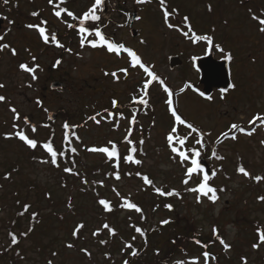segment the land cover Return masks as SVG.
Returning <instances> with one entry per match:
<instances>
[{
    "label": "rangeland",
    "instance_id": "obj_1",
    "mask_svg": "<svg viewBox=\"0 0 264 264\" xmlns=\"http://www.w3.org/2000/svg\"><path fill=\"white\" fill-rule=\"evenodd\" d=\"M110 1L102 7L104 34L136 50L145 65L164 80V85L178 93L174 105L182 118L207 131L213 144L221 133L234 132L230 129L232 123L255 131L251 136L239 132L235 134L236 139L226 138L218 145L216 153L223 159L211 154L208 161L216 173L209 184L217 189L219 197L215 203L208 197H200L197 203L198 193L187 189L195 187L202 174H194L187 185L183 183L186 166L171 152L166 141L175 121L165 104L167 94L162 85L154 82L148 89V104L144 105L138 123L134 124L135 131L129 137L137 149L134 156L142 164H126L134 173L145 171L153 183L145 184L140 178L126 176L116 181L88 173L91 186L95 179L103 181L98 191L112 205L122 203L121 197H124L142 210L112 207L110 213L105 212L78 175L72 177L64 172L65 165L59 162V168L40 162L49 158L42 147L30 149L15 137L6 136L23 130L42 145L53 133L60 147L63 124L77 123L80 141L73 140L72 146L83 164L75 167L74 172L79 173L85 165L100 166L105 154L89 149L103 147L109 141L117 144L128 136L132 111L125 108L132 97L142 94V85L148 77L139 67H130L126 56L88 45L81 48L76 32L68 35L65 30L73 18L66 13L61 18L53 14L59 8L57 5H61L78 16L91 0H64V3L53 0L51 5L48 0H9L6 5L0 0V16L12 20L5 41L17 52L13 56L10 49L0 51V84L5 85L0 88V96L5 97L0 101V264H48L49 260L52 264H91V261L100 264L107 252L115 254V264H123L124 260L130 261L136 256L124 248L125 243H131L139 256L129 264H176L178 260L191 264L193 258H198V264H205L202 255L205 251L210 254L208 264H245V261L256 264L257 260L258 264H264V243L258 249L252 247L258 242L257 229L264 231V201L257 199L260 194L264 196V180L258 182L257 189L252 185L253 179L237 172V167L242 165L252 176H264V144L261 143L264 125L259 121L248 123L257 113L264 116V33L259 31V20L264 19V0H165L169 10H177L170 17L171 23L186 31L183 17L188 16L197 34L212 35L215 43L231 51L229 74L235 88L225 93L223 99L220 92H213L212 100L199 97L191 88L180 91L185 82L198 85L199 74L191 58L204 54L206 42L192 44L182 31L169 29L164 24L160 0L144 4H137L135 0ZM33 12L37 15L33 16ZM133 12L141 17L139 21H129ZM253 15L258 19H253ZM40 17L64 40L68 39L64 44L71 51L44 47L39 42L38 30L27 25L40 24ZM3 23L5 27L7 20ZM133 31L137 32L135 36ZM212 51L216 58H221V53ZM174 55L180 58L181 64L170 68L169 56ZM32 57H36L35 61ZM58 59L61 63L53 67ZM19 61H26L29 67L39 65L35 81L31 74L18 68ZM125 67L129 69L128 75L118 71ZM113 71L117 72L118 80L105 75ZM52 82L62 83V89H51ZM113 99L120 103L121 111L112 109ZM12 108L20 114V119L14 120ZM49 112L56 114L53 121L47 117ZM109 112L113 114L111 117ZM118 112L123 117H117ZM97 113H100L99 124L89 119ZM24 117L30 119L36 132L25 124ZM85 118L88 120L84 124ZM13 124L17 127L13 128ZM175 126L178 136H189L184 148L195 146V134L190 135L185 125ZM140 140L144 143L140 144ZM118 146L120 157L129 154L128 142ZM124 167L119 162L120 175ZM108 168L113 170L110 164L102 166L104 171ZM6 173L11 174L9 179H5ZM157 187L164 192L175 190L178 194L160 195L155 191ZM24 204L30 208L21 216ZM33 212L38 214L35 218ZM163 220L169 223L162 224ZM77 223L85 227L75 240L72 232ZM104 223L115 229V236L101 228ZM137 227L143 235L136 232ZM213 227L218 230V237L231 246L227 251L220 239L213 236ZM29 228L32 231L27 237L19 235ZM97 228L101 231L93 236L91 231ZM10 231L18 235V245H11ZM100 240L107 243L102 245ZM65 243L74 247L68 248ZM10 245L9 255L4 257L3 252ZM82 248L91 257L81 252Z\"/></svg>",
    "mask_w": 264,
    "mask_h": 264
},
{
    "label": "snow or ice",
    "instance_id": "obj_2",
    "mask_svg": "<svg viewBox=\"0 0 264 264\" xmlns=\"http://www.w3.org/2000/svg\"><path fill=\"white\" fill-rule=\"evenodd\" d=\"M8 2H9V0H3V3L5 5L8 4ZM135 2L137 4H144V3L150 2V0H135ZM48 3L50 5L53 4V0H48ZM60 3H64V0H60ZM102 4H103V0H93V3L89 7V9L87 11L83 12L82 15L79 17L75 16L74 13L69 11L68 9H66L64 7H59L58 5H57V7H59V10H55L53 14L57 18H61L62 14L66 13L69 17H72L74 20L79 21L78 32L80 34V47L81 48L85 47V45H88L92 48H97V47L103 46L106 48L107 52H109L111 54L120 55V54L126 53L127 56L130 58V61H129L130 67H132V68L139 67L140 69L143 70V72L146 74L147 77H150V79L145 80L144 84L142 85V94L139 97L134 96L131 98L133 102L140 103L143 105H147L148 100L146 99V97L149 94L148 93L149 85L153 81H157L161 85H164V80L161 79L150 67L145 65V63L142 61V58L138 55V53L133 48L126 46L123 42H116L115 40L107 37L99 27H95L94 25H87L86 24V22H88V21H99L101 19V16L98 15L97 13H98V11L101 10ZM160 6H161V9L163 12L164 24L169 29H176V30L182 31V35L184 37H186L187 39H189V41L192 44H198L201 41L206 42V44L208 46L206 51H211V50L215 49L216 51L221 53V58L223 60H225L227 62L232 61L233 56L231 54V51H225V49L221 46V44L215 43L214 37L212 35H209V34L199 35V34H197L193 30L188 16L183 17V24L185 25L187 30L186 31L181 30L178 28V26L176 24H173L170 22V17L177 10L175 8L169 10L167 5H166L165 0H160ZM208 8H209V11H211V5H209ZM32 15L36 16L37 13L33 12ZM140 19H141L140 16H135V20L139 21ZM253 19H258V17L253 15ZM9 22L11 23V21H9ZM46 23H47V21H41L40 25L29 24V25H27V27L37 29L42 41L45 44H48L51 42V43H54L57 47L63 48L64 45L59 42V40L57 39L56 33L53 32L51 34H48L47 29L45 27L41 26V25H45ZM259 23L261 25V27L259 28V31L264 33V19L259 20ZM73 26H74L73 24L67 25V27H69V28H72ZM88 36H93V37H95V39L89 40ZM3 39H4V37L0 36V41H2ZM5 49H10L13 56L17 55L15 48H11V46L7 43H0V51H3ZM68 51H71V49H68ZM35 59H36V57H32L33 61H35ZM191 59L193 62V67H195L196 61L199 58L197 56H193ZM60 63H61V61L59 59L56 60L53 67L58 66ZM19 68L21 70L31 74V78L33 81H35L37 79V76L35 73H36V70L39 68L38 64L35 65L34 67H29L26 63H20ZM198 70L199 69H197V71ZM118 71L123 73L124 75H128L129 69L127 67H125V68H120ZM105 75H111L113 78H115L117 80L119 79L116 71H113L111 73L105 72ZM3 87H5V85L0 84V88H3ZM188 88H191L194 91L198 92L200 96L205 97L207 100L213 99V97L211 95L206 96L204 92L199 91V89L195 88L194 85L190 82H185L184 87H182L180 89V91L183 92L185 89H188ZM234 88H235V84L229 83L227 88L220 89L221 99L224 98V94L227 93L229 91V89H234ZM163 91L167 94V99L165 100V104L168 106V110L171 113V116L174 118V121H175L174 125L171 127L170 131L166 135V141L168 143V146H169L171 152L175 153L179 157L180 163L184 164L186 166V170L184 173L186 178L183 180V183L185 185H187L189 183V180L191 179V177L194 174L200 175L202 173L203 174L202 179H200L199 183L195 187L188 188L187 191L193 192V193H198V195L196 196L197 203L200 202L201 195L207 196L210 201L215 202L218 199V196L216 194L217 189L210 186L209 180L211 179V177H214L216 175V173L212 172L211 177H210L209 174L204 171V169L200 163L201 152H200L199 148H197V147L184 148L185 144L188 142L189 136H184V137L178 136L177 135V127L175 125H185L188 129H190V135L195 134V137H194L195 138V144L200 146V147L204 146L203 145V137L205 135H209V134L202 132L200 129L195 127L192 123L187 122L184 118H182V116L180 114H178V111L173 107V99H172L173 92L170 90L169 87L164 86ZM4 100H5V97L0 96V101H4ZM37 103L39 104L40 101L37 100ZM111 105H112V108H114V109L117 108L118 107V101L116 99H113L111 101ZM11 111L14 113V120L20 119V114L17 112V110L15 108H12ZM99 115H100V113H97L96 115L90 116L89 119L94 121L95 123L99 124L101 122L99 119H97V117ZM112 115L113 114L111 112L108 113L109 117H111ZM120 115H121V117H123V113H121ZM257 121H259L262 125H264V116L257 113V114L252 116V118L248 121V123L251 125V124H255ZM25 123H28V120L26 118H25ZM130 123H135V116H133ZM16 127H17L16 124H13V128H16ZM63 127L65 129H68L69 127H75V126H70L69 124L65 123L63 125ZM230 129L238 130L239 132H245L246 131L245 128L241 127L240 125H238L236 123H232L230 125ZM254 131H255V128H252L251 131H247V135L251 136ZM32 132L33 133L36 132L35 127H32ZM130 134H131V129H129V135ZM11 135H13V134H11V133L7 134L6 138L11 136ZM14 135L16 137H18L19 140L24 142L28 148L36 149L38 146H40L47 152L49 158L46 160H41L40 161L41 163H45V164L50 163L51 165H53L57 168L60 166L58 163V159L60 157H63L65 155V153L56 151L54 149L51 141H48V142L43 143L42 145H39V143L36 139H30L25 134V132L23 130L15 132ZM221 135L227 136L228 133H221ZM65 139H67V136L65 137ZM125 139L128 140V136H126ZM232 139H236V136L233 135ZM128 142H129V144L132 143L131 140H128ZM139 143L143 144L144 141L140 140ZM261 143L264 144V141H261ZM108 145L110 147L109 146H104V147H99V148L93 147V148L89 149V151L104 153L107 155V157L110 160L115 158L116 164L114 165V167L118 168L119 167V159H120L118 147L112 141H109ZM70 150L73 153L76 152L75 147H71ZM136 151H137V149L135 147H131L129 149V154L124 157L125 162H131V163H134L137 165L142 164V161L139 159H136L134 156ZM212 155L216 159H223V157L217 155L215 150H213ZM73 164H74V162H73ZM63 171L66 173H72L74 175H79L78 172H74L73 168L65 167L63 169ZM237 172L241 173V174H243V176L248 177L250 179H253L257 182L264 180V176H261V175L252 176L245 169V167H243L242 165L237 167ZM10 175H11L10 173H6L5 179H9ZM136 175L141 176L142 174L140 172H137ZM115 179H117V180L120 179L119 172L115 173ZM142 179H143L145 184L151 185L153 183L148 178L147 175H143ZM82 183L87 184L88 181L83 180ZM95 183H99L101 186H103V181H99V182H95ZM223 190L224 189H220V191H223ZM113 191L116 193L117 196H120V193L115 188H113ZM155 191L160 195H167V196H172V195L178 194L175 192V190L164 192L159 187H157L155 189ZM209 194H211V195H209ZM97 195H99V194L97 193ZM121 199L123 200L121 207L128 208V209H135V211H137V212L142 211L135 203L129 202V200L127 198L121 197ZM257 199L260 201H264V196H260ZM17 203H19V201ZM97 203L100 206H102L103 210L107 213H110L113 210L110 202L105 198H99L97 200ZM68 207L69 208L72 207L70 201H69ZM165 207L171 209L172 205H165ZM29 208H30L29 204H24L23 205V212H20L19 215L22 216L25 213H27L29 211ZM37 215L38 214L35 212L32 213L33 218H35ZM161 223L167 224V223H169V221L163 220V221H161ZM84 227H85V225L83 223H77L75 225L73 232H72V236L76 237L78 235V233ZM101 228L106 229L109 232V234L112 236L116 235L115 229L111 228L108 223H104L101 226ZM101 228H97L96 231H94L92 233V235L97 236L100 233ZM135 230H136V232L143 235V231L141 228L137 227ZM31 231H32V229L29 228L28 232H22L19 235L22 237H27L29 232H31ZM217 231L218 230L215 227H213V229H212L213 234H216ZM8 235L11 237V244L12 245H16L19 243V239H18L17 234L9 232ZM257 235H258V242L254 243L252 245L253 249H258L260 244L264 243V231H262L258 228L257 229ZM132 239L135 240V237H133ZM99 242L102 245L107 243V241H105V240H100ZM195 242L197 244L200 243L199 240H196ZM220 243H221V245H223V247L226 251L231 247L223 239H220ZM66 247L73 248L74 245L69 243L66 245ZM124 248L130 249L132 256L137 255V250L133 248V245L131 243H125ZM80 251L83 252L86 256L91 257V253L87 249L82 248V249H80ZM17 255H19V252L17 253ZM53 255H56V253H53ZM202 255H203L205 264H208L210 254L207 251H205V252H203ZM105 256L107 258L108 253H105ZM213 259H214V257H213ZM242 259H244V258H242ZM48 264H52V261L49 260ZM123 264H129V261L124 260ZM176 264H184V261L178 260V261H176ZM191 264H198V258H193L191 261ZM245 264H246V261H245Z\"/></svg>",
    "mask_w": 264,
    "mask_h": 264
},
{
    "label": "trees",
    "instance_id": "obj_3",
    "mask_svg": "<svg viewBox=\"0 0 264 264\" xmlns=\"http://www.w3.org/2000/svg\"><path fill=\"white\" fill-rule=\"evenodd\" d=\"M110 0H103V4L101 5V8L102 7H104V6H106L107 4H110ZM93 3V0H91V2H90V4L87 6V8L85 9V10H83L77 17H79V16H81L82 15V13L83 12H85V11H87L88 9H89V7L91 6V4ZM59 7H62L61 5L59 6ZM112 8L115 10V8L112 6ZM57 10H59V8H57ZM55 11V10H54ZM98 15H100V11H98V13H97ZM40 18H42V17H40ZM42 21V20H41ZM44 21H47V20H44ZM69 24H73L74 26L72 27V28H69V27H66V29L65 30H67L68 32H67V34L68 35H70L71 33L70 32H72V31H75L76 32V34H77V36H78V38H80V34H79V32H78V28H79V21L78 20H72ZM86 24L87 25H94L95 27H99L101 30H102V32L103 33H105L104 32V30L102 29V27L104 26V24H103V18L101 17V19L99 20V21H88V22H86ZM45 28L47 29V32H48V34H51V33H56V35H57V39L59 40V42L61 43V44H63L64 45V47H63V49L64 50H66V51H68V49H70V47H69V45L67 44V43H65L64 44V42H67L68 41V39L67 40H64L63 38H62V36L60 35V33L58 32V31H56V30H53V29H51L49 26H48V21H47V23L45 24ZM40 36V35H39ZM88 38H89V40H91L92 39V36H88ZM73 39V38H72ZM39 42L44 46V47H49V46H52V47H57L54 43H48V44H45L43 41H42V39H41V37L39 38ZM92 48V47H91ZM98 48V47H97ZM100 48H102V49H104L105 47H103V46H101ZM121 55V54H120ZM120 55H117V56H120ZM130 61V60H129ZM20 63H26V64H28L26 61H20L19 62V64ZM29 65V64H28ZM159 83V82H158ZM163 86V88H164V86H166V85H162ZM196 88L197 89H201V87H200V85H197L196 86ZM178 93L176 92V94L175 93H173V99L175 98V95H177ZM146 99H147V97H146ZM148 100V99H147ZM120 105V103H118V107H117V109L119 110V111H121L122 110V108L119 106ZM112 106V105H111ZM143 108H144V105L143 104H140V103H136V102H133L132 100H131V102H130V104H127V106H126V108L125 109H127V110H130V111H132V115H131V117H130V121L132 120V118H133V116H135V123H130V129H131V132L132 131H135V129L133 128L134 127V124H137L138 123V117H139V114H140V112L143 110ZM112 109H114V108H112ZM120 114H121V112H118L117 113V117H119L120 116ZM87 120L88 119H86L85 118V120H83V122H84V124L87 122ZM66 123V122H65ZM64 123V124H65ZM63 124V125H64ZM70 126H75V127H69L68 129H65L64 127H63V131H64V133H63V139H62V144H61V146L60 147H58V145H57V143L54 141V138H53V136H52V134L53 133H50L49 135V137L46 139V140H44L45 142H48V141H51L52 142V144H53V147H54V149L56 150V151H58V152H64L65 153V155L63 156V157H60L59 159H58V162L60 163V165L61 166H64L63 167V169L65 168V167H69V168H73V170L75 169V167H79L78 165H80L81 164V166H82V164L83 163H81V159L80 158H78V153H77V151L75 152V153H73V152H71V147H73L72 146V142H73V140H75V141H80L79 139H78V135H77V131L76 130H78V124L76 123V125H74V124H69ZM34 127V126H33ZM81 127H83V125H81ZM131 135V134H130ZM130 135L128 134V140H129V137H130ZM67 136V139H65V137ZM10 137H15L17 140H19V138L18 137H16V136H14V135H11ZM32 139H34V138H32ZM36 139V138H35ZM128 140H126L125 138L123 139V140H121V141H119L116 145H117V147H118V151H119V146L118 145H120L121 143H123V142H128ZM20 142H22L21 140H19ZM44 142V143H45ZM22 143H24V142H22ZM129 143V142H128ZM41 144V143H40ZM43 144V143H42ZM105 146H109L108 144L107 145H105ZM104 147V146H103ZM110 147V146H109ZM131 147H134V144L133 143H131L130 144V148ZM129 148V149H130ZM187 148V147H186ZM214 147H211V150L213 149ZM44 150V149H43ZM45 151V150H44ZM46 152V151H45ZM47 153V152H46ZM104 154V153H103ZM128 155V154H127ZM127 155H125V156H127ZM125 156H123V157H120V159H119V162L121 163H123L124 165H125V167H124V169H123V171H122V174L120 175V179L122 178V177H124V176H126V177H136V178H140V179H142V176L143 175H147V173L144 171V172H140V173H142V175L141 176H137L136 175V173L137 172H133V169H132V167L130 168L128 165H130L131 164V162H125V160H124V157ZM80 157V156H79ZM111 161H113V164L111 165ZM73 162H74V164H73ZM63 164V165H62ZM107 164H110V166H111V168L113 169V170H111V169H107L106 171H104V170H102V166L103 165H107ZM116 164V159L115 158H113V159H109L108 157H107V155L105 154V157H104V160H103V163H102V165H100V166H87V165H85V166H83L82 168H81V171L79 172V175L77 176V178L79 177V179H80V181H81V183H82V181L83 180H87L88 178H87V174L88 173H96L97 174V177H100L101 175L102 176H104L106 179H110V177H112V178H114L115 179V173L116 172H118V168H116V167H114V165ZM126 164H128L127 166H126ZM90 168V170H89V168ZM59 168V167H58ZM86 171V172H85ZM67 174H70L72 177H74L75 175L74 174H72V173H67ZM116 181H117V179H115ZM143 180V179H142ZM95 182H99L98 181V179H95V180H93L92 181V183H93V185L91 186L90 185V183H87V184H84V183H82L89 191H92L93 192V195H94V198H95V202H97V200L99 199V198H104L103 197V195L98 191V186H99V183H95ZM258 182L257 181H253V183H252V185H254V187H257V189H258V187H259V183L257 184ZM97 193L99 194V195H97ZM217 194V196H219V194H218V192L216 193ZM260 196H263L262 194H260L259 195V197ZM110 202V201H109ZM130 202V201H129ZM123 203V202H122ZM122 203H120V204H116V205H112V203L110 202V204H111V207H117V208H124V207H121V204ZM264 207V206H263ZM10 232H12V231H10ZM12 233H14V232H12ZM91 233H93V231H91ZM18 236V235H17ZM18 239H19V237H18ZM76 239H78V236H76L75 237V240ZM10 240H11V237H10ZM19 241H20V239H19ZM66 243H68V242H66ZM64 244L65 246L67 245V244ZM12 245V244H11ZM11 245L8 247V249L7 248H5V249H7V250H5L4 252H3V256L4 257H6L7 255H9L8 254V251L11 249ZM16 245H18V244H16ZM13 246V245H12ZM1 252H2V250H1ZM19 252V251H18ZM20 253V252H19ZM108 253V257L106 258V256H104V259H103V261H102V263H100V264H115L116 263V259H115V254L113 253V252H107ZM120 253H124V251H122L121 249H120ZM17 254V253H16ZM137 256L138 255H136L135 257H132V259L129 261V263L131 262V261H133L135 258H137ZM256 264H258V260L255 262ZM91 264H97V262H94V261H91Z\"/></svg>",
    "mask_w": 264,
    "mask_h": 264
},
{
    "label": "water",
    "instance_id": "obj_4",
    "mask_svg": "<svg viewBox=\"0 0 264 264\" xmlns=\"http://www.w3.org/2000/svg\"><path fill=\"white\" fill-rule=\"evenodd\" d=\"M135 16L137 14L133 12L131 14L130 22L135 20ZM3 23V18L0 17V28ZM135 34V32H133ZM199 59L196 61V69H199L198 72L200 74V83L203 85V92L206 95H209L213 88L222 89L227 88L230 83L229 75L227 71V61L225 60H216L214 59L212 54H207L203 57H198ZM169 67L174 68L181 64V60L178 56H170L169 57ZM50 87L54 90L62 89V83L60 82H52ZM48 117L53 120L56 117V114L51 112ZM201 166L204 171L211 175V169L209 164L204 160L200 159Z\"/></svg>",
    "mask_w": 264,
    "mask_h": 264
},
{
    "label": "flooded vegetation",
    "instance_id": "obj_5",
    "mask_svg": "<svg viewBox=\"0 0 264 264\" xmlns=\"http://www.w3.org/2000/svg\"><path fill=\"white\" fill-rule=\"evenodd\" d=\"M4 18V21L5 20H7V25L4 27V23L2 24V26H1V28H0V36H3L4 37V39L2 40V41H0V43H6L7 41H5V33L7 32V30L9 29L8 27L9 26H11L12 24L9 22V21H12L10 18L8 19V18H5V17H3ZM3 21V22H4ZM10 28H12V26L10 27ZM133 32H135V31H133ZM137 34V32H135V34L133 33V35L135 36ZM136 51V50H135ZM207 52H209V51H206L205 50V52H204V54L203 55H205ZM212 52V51H211ZM123 56H125V53H123L122 54ZM203 55H201V56H203ZM216 57V56H215ZM154 83V81L152 82V84ZM236 133L235 134H237V133H239V131L238 130H234Z\"/></svg>",
    "mask_w": 264,
    "mask_h": 264
}]
</instances>
